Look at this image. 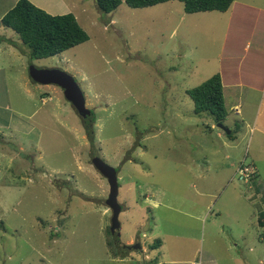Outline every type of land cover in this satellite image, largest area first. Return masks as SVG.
I'll use <instances>...</instances> for the list:
<instances>
[{
  "label": "rangeland",
  "instance_id": "rangeland-1",
  "mask_svg": "<svg viewBox=\"0 0 264 264\" xmlns=\"http://www.w3.org/2000/svg\"><path fill=\"white\" fill-rule=\"evenodd\" d=\"M122 1L107 14L89 0L78 20L88 42L60 56L30 59L0 45V264H264L263 194L238 172L255 169L264 187L261 94L255 103L246 88L231 97L226 89L227 135L195 114L186 93L227 70L253 72L264 0L250 10L252 36L244 23L223 46L222 15L186 14L178 1L144 9ZM13 2L0 1V15ZM0 34L19 40L1 26ZM30 66L76 80L94 113L92 143L61 88L32 81ZM258 73L260 84L264 66ZM97 157L117 170L116 242L142 247L127 258H113L107 246L109 185L93 166ZM156 241L161 248L151 249Z\"/></svg>",
  "mask_w": 264,
  "mask_h": 264
},
{
  "label": "trees",
  "instance_id": "trees-1",
  "mask_svg": "<svg viewBox=\"0 0 264 264\" xmlns=\"http://www.w3.org/2000/svg\"><path fill=\"white\" fill-rule=\"evenodd\" d=\"M169 1L181 2L186 14H195L213 11L226 12L235 0H125V3L132 9H144ZM95 2L98 9L107 14L113 13L123 3L122 0H95ZM0 26L12 30L19 39V42L6 38L4 41L30 59L53 58L89 40L88 34L72 13L51 15L29 0H18L0 19ZM186 93L194 104L196 115L206 113L218 126H223V122L228 118V109L225 103L224 86L219 74L198 87L187 90ZM91 131L93 133L92 129ZM243 168L246 167L241 165L240 169ZM247 182L251 186L253 183L257 192L263 194L264 202V187L258 182L255 169ZM258 225L264 227V209L258 217ZM106 240L113 258L128 257V254L122 252L119 244L115 242L109 229H107ZM159 247L160 241L151 245V249ZM153 263L157 264V260H154Z\"/></svg>",
  "mask_w": 264,
  "mask_h": 264
},
{
  "label": "crops",
  "instance_id": "crops-1",
  "mask_svg": "<svg viewBox=\"0 0 264 264\" xmlns=\"http://www.w3.org/2000/svg\"><path fill=\"white\" fill-rule=\"evenodd\" d=\"M0 1H2L4 4H7V3L9 4V2H11V0H0ZM17 1L18 0H15V2H13L11 4L10 8H7V10L11 9L16 4ZM29 1L32 2L34 5H36L37 7H40L41 9L45 10L47 13H49L51 15H65V14L72 13L76 17L77 20H79V16H80L81 12L85 13V10H86L85 5L87 3H89V0H29ZM256 2H257V0L256 1L255 0H243V1L242 0L241 1L235 0L233 2L232 6L230 7V9L226 12L213 11V12H203V13H197V14L203 15V16H209V17L219 14V15H222V18L223 17L226 18V22L224 23V25L222 24V46H223L224 44H226V41L228 39V32L230 31V29L233 28V31H234V35L231 38V41H232V40L236 39L238 35L240 36V34H242V31L244 30V23L246 25V29L248 27H250L248 35L252 36L251 25H252L253 20L249 19V17H250L249 15H251L250 10H254V11L262 10L261 9L262 8L261 0H260V5L256 4ZM240 9H241V11H243L244 14H242V15L239 14L238 10L240 11ZM2 12H3V10H2ZM5 14H6V11H4L0 15V19ZM224 21H225V19H224ZM79 24L81 25L80 22H79ZM253 31L257 32V36H260V38L256 44L258 54H257V60L254 62V64H256V65H254L253 72L249 73L246 78H241L240 76H237V73H235V72L231 73V72H229V70H227L226 72L223 70L222 73L224 74V72H225V74H224V76H222V83L224 86V96H225L226 89H227V92H229L227 95H229V97H231L233 95L232 92L235 89L246 88L249 91H252V97H250L249 100H251V102L256 103V101H255L257 98L256 96H259V93H260L261 94V100L259 102L260 103L259 108L262 109V108H264V79H263L262 83L258 84L259 77H260L259 76L260 74L258 72L261 73L262 66H264V36L260 35L257 19L254 21ZM261 31H263V30H261ZM4 40H5V37L0 36V45L1 46L4 45V42H3ZM17 42H19V41H17ZM251 46H252V43H251V37H250V39L247 40V44H246V47L244 49L250 50ZM239 63H241V60L239 61ZM227 73H231V75L227 76ZM225 76H227V77H225ZM226 78H227V83H225ZM247 78H249V79H247ZM227 95L225 97L226 99H227ZM239 105H240V103L235 104L233 106V108L237 107ZM260 113H261V110H260ZM146 198H148V197H146ZM219 232L221 233V231H219ZM226 239H227V237L225 236L224 231L222 230V242L226 241ZM261 241L264 242L263 239ZM133 243L134 242L131 239L128 241V243H126V245L132 246L131 244H133ZM224 245L226 248H222V249H226V251H228L229 247H227L226 244H224ZM152 259H155V258H152ZM126 260H128V259H126ZM213 260L216 261V259H214V257L212 259H210V261H213ZM171 262L175 263V264H183V263L187 264L188 263V262H185L183 260L178 261L176 259L171 261ZM158 263L162 264L161 261L160 262L157 261V264ZM211 264H212V262H211Z\"/></svg>",
  "mask_w": 264,
  "mask_h": 264
},
{
  "label": "water",
  "instance_id": "water-1",
  "mask_svg": "<svg viewBox=\"0 0 264 264\" xmlns=\"http://www.w3.org/2000/svg\"><path fill=\"white\" fill-rule=\"evenodd\" d=\"M30 78L40 84V85H55L63 91L65 99L73 106L75 111L83 120V125H85V130L88 134L89 142L93 140V134L91 129L95 122V117L93 111L86 107V98L77 84L76 80L68 73L59 69H38L34 66L29 67ZM219 128L223 129L227 135H232V132L222 125ZM93 130V129H92ZM94 168L103 176L109 185V195L106 200V205L112 212L111 220V233L115 238V242L119 240L118 234L120 231L119 215L122 211L121 205L118 203V191L119 182L117 170L108 164H106L100 158H95L93 160ZM116 242V243H117ZM120 249L125 251H140L142 248L140 246L139 240L135 242L133 246H127L126 244L117 243Z\"/></svg>",
  "mask_w": 264,
  "mask_h": 264
},
{
  "label": "built area",
  "instance_id": "built-area-1",
  "mask_svg": "<svg viewBox=\"0 0 264 264\" xmlns=\"http://www.w3.org/2000/svg\"><path fill=\"white\" fill-rule=\"evenodd\" d=\"M238 172L240 175V180H243L245 182L248 181L249 176L252 174V171H250L248 168L239 169ZM191 264H202V261L201 260H195Z\"/></svg>",
  "mask_w": 264,
  "mask_h": 264
},
{
  "label": "flooded vegetation",
  "instance_id": "flooded-vegetation-1",
  "mask_svg": "<svg viewBox=\"0 0 264 264\" xmlns=\"http://www.w3.org/2000/svg\"><path fill=\"white\" fill-rule=\"evenodd\" d=\"M135 245V244H134Z\"/></svg>",
  "mask_w": 264,
  "mask_h": 264
}]
</instances>
